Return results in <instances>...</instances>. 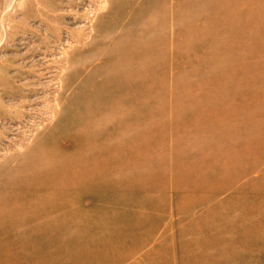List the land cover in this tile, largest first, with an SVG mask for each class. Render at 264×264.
<instances>
[{
	"label": "rangeland",
	"instance_id": "1",
	"mask_svg": "<svg viewBox=\"0 0 264 264\" xmlns=\"http://www.w3.org/2000/svg\"><path fill=\"white\" fill-rule=\"evenodd\" d=\"M0 264H264V0H0Z\"/></svg>",
	"mask_w": 264,
	"mask_h": 264
}]
</instances>
